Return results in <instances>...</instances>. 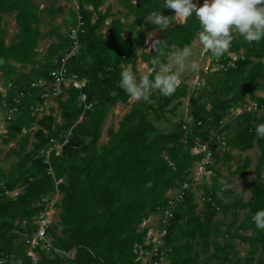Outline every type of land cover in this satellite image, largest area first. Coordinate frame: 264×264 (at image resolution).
Wrapping results in <instances>:
<instances>
[{
	"label": "trees",
	"instance_id": "1",
	"mask_svg": "<svg viewBox=\"0 0 264 264\" xmlns=\"http://www.w3.org/2000/svg\"><path fill=\"white\" fill-rule=\"evenodd\" d=\"M79 12L85 22V32L79 37V49L71 59L72 72L88 80L84 89L90 110H85L79 101L81 92L70 88L55 98L62 122L58 123L53 116L38 121L35 108L45 102L40 88L31 89V84L39 79H49L51 70L56 68L57 61L69 54L72 43L60 27L43 33L37 22V7L33 0H0V24L3 16L16 13L18 33L10 45H6L0 29V76L5 82H13L19 89H26L28 95L20 101L18 113L8 126V138L5 143L16 139L23 130L32 129L36 122L43 129L35 134L37 142L29 153L24 147L30 135L23 138L20 149L14 152L18 162L13 165L9 177H5L0 169V179L5 182L6 190L21 192L16 196H6L0 191V258L11 264L19 257L14 250V242L24 234L35 232V227H26L43 210L42 199L58 190L62 194L59 205L61 234L50 231L55 247L65 256H46L39 250L38 264H136L135 246L143 244L146 230L140 225L156 213L158 208L167 205V193L178 188L191 175L194 164L202 160V156L194 155L192 149L197 139L203 141L210 137L220 140L221 135L230 127L225 117L231 109L249 99L263 102L255 93L264 83V40L249 44L242 37L234 42L232 50H246V59L237 63L236 69L214 73L215 83L211 86V109L192 95L190 98V116L192 122L189 129L184 130V119L171 132H159L150 118L156 115L157 120L165 119L167 112H174L180 101L188 96L187 86L177 87L170 96H164L163 103L158 106L139 100L119 122V127L108 130V141L101 143L103 128L108 112L118 104L128 105L130 98L119 86L120 73L123 68L131 66L138 72L137 65L141 59L149 69H157L152 64L155 59L166 63L173 49L192 44L201 30L195 16L185 21L182 26L172 23L170 30H164L158 39L165 41L167 47L157 54L138 53L136 37L125 38L128 24L115 18L108 27V33L102 30L110 14L99 11L103 0H78ZM85 5H92L97 19L92 22V12ZM128 14L136 18V25H141L151 11L162 10L163 0H125ZM163 15L170 16L174 10L163 9ZM49 13H51L49 11ZM55 17L61 14L57 9L51 13ZM77 12L72 10L65 23L76 25ZM171 20V18H170ZM64 23V24H65ZM55 37L47 49L46 62L38 60L41 42ZM258 44V46H256ZM252 57L258 62L254 63ZM11 62L22 67H31L28 73L21 72ZM155 73L153 72L152 75ZM241 80L246 81V89L238 96L230 95L238 88ZM16 93L10 97V105H15ZM178 102L171 110L169 107ZM2 97L0 96V106ZM257 118V113L245 112L236 116L234 135L225 142V148L232 147L246 152L257 143L260 156L257 164V180L253 183V199L248 203L238 201L234 211V221L226 232L219 228L215 221L221 209H229L225 201L230 188L222 191L223 186L216 178L211 184L205 182L202 189L212 201L204 203V208L197 212L195 194L189 191L184 202L175 210V218L166 238L170 264H251L254 257L260 254L257 264H264V230H258L252 220L254 214L264 209V183L261 182L264 167V135L258 136L256 127L264 124V113ZM199 123H201L199 125ZM257 123V125H255ZM53 140L63 144L59 155L51 156L53 174H49V166L44 164L43 157L38 154L46 151ZM215 148V143H213ZM216 153V150H215ZM226 153V152H225ZM227 158H232L228 153ZM38 156V157H37ZM216 158V155H215ZM251 159L247 158L234 173L245 174ZM219 208V210H218ZM247 209L248 213L241 224V229L251 231L245 235L231 230L236 223L239 212ZM223 235L224 242L215 241L211 246V238ZM237 238L249 245L252 255L246 260L239 258L235 246L226 240ZM200 246L204 254H210L201 260ZM22 264H34L31 257L24 255Z\"/></svg>",
	"mask_w": 264,
	"mask_h": 264
},
{
	"label": "rangeland",
	"instance_id": "2",
	"mask_svg": "<svg viewBox=\"0 0 264 264\" xmlns=\"http://www.w3.org/2000/svg\"><path fill=\"white\" fill-rule=\"evenodd\" d=\"M138 1V0H137ZM137 3V2H136ZM134 3V4H136ZM194 3H197L199 6L203 5V0H194ZM34 6L37 7V16L39 17V21L37 22V27L40 28V30L43 33H48L52 28L60 27L61 32L64 34H67L70 30L72 25V22L65 23V19L67 17L71 16V12L74 9H77L79 7L78 0H33ZM85 8L92 12V22H95L97 19V14L94 12L92 5H85ZM57 9L61 10V14L58 16H54L51 13H54ZM49 11L51 13H49ZM102 14H105L106 12H109L110 16L109 19L106 22L105 27L103 28V33H108V27L111 24V21L115 18L121 19L124 23L128 24V28L125 30V38H129L131 36L136 37L135 43L138 45V53L141 55L143 52L150 53L147 51L149 48V44L146 43V40L148 39L147 33L148 32H156L155 26L151 25L148 20L146 19L143 24L136 25L137 20L133 16H126L128 14V11L126 9L125 0H103V5L99 9ZM175 15V12H173L170 16ZM171 22L174 23L176 26H182L184 24H180L179 22H175L174 18H171ZM65 23V24H64ZM0 29L3 32L4 40L6 45H10L12 41L15 40V36L18 33V26L16 22V13L12 14H6L3 16V20L0 24ZM164 30H161L159 32H156L153 39H158L162 32ZM241 36L238 33L232 34V42L230 45V48L228 52L224 53L220 57L213 56L211 52L205 51L203 46L201 45L198 35L194 38L191 47L193 50V56L191 57V61H195L199 67L196 70L191 69L190 67H187L185 71L182 73L181 76V83L178 87L187 86L188 88V96L186 98H183L180 102V105L175 109L174 112H167L164 116L165 119H161L160 121L157 120L156 115H151V119L154 122L155 126L157 127L159 132H171L176 126L180 125V122L182 119H185L188 115H190V98L193 95L200 104L205 105L206 108L211 109V101H212V95L210 92L211 86L215 83L213 79L214 73L211 71L214 70L215 64H218V62L221 61H229L230 56L236 55L238 52L233 51L232 44L234 42H239V39ZM241 42L245 40H240ZM56 42L55 37L47 38L43 42H41L38 51L41 53V55L38 57V60H41L42 63H45V57L47 54L48 47L53 43ZM258 46V44L256 45ZM176 50L175 48L173 51ZM247 54V51L244 50ZM252 60L254 63L258 62V59L256 57H252ZM214 63V64H213ZM13 66H16L21 72L28 73L31 69V67H22L20 64H17L15 62H11ZM212 65V66H211ZM211 66V67H210ZM209 68H211L209 70ZM237 68V67H236ZM235 68V69H236ZM138 72H147L149 70V67L146 63H144L141 59L138 62L137 65ZM217 73V72H216ZM0 81H4V78L2 75L0 76ZM246 89V81L241 80L238 84V88L230 95V98L233 96H238L241 91ZM152 96H154V100L152 104L158 106L160 103H163L164 96L159 93L158 90H154L152 93ZM257 96H264V83L261 84V89L259 91H256L255 93ZM246 98H249V95H246ZM139 100H133L130 99L129 104H118L115 108L111 109L106 117L104 128H103V135L101 138V143L104 144L108 141V130L109 128L113 127L115 130L119 127V122L122 120V118L129 112L132 105ZM178 104V102H174L169 109L175 107V105ZM40 111L38 113L37 120L42 121L43 118L47 116H53L55 120H57L58 123H61V117L58 110V104L55 99L51 97L45 98V102L42 106H40ZM232 110V109H231ZM8 112L5 110H2L0 108V169L3 172L5 177H9L10 173L12 171L13 165L18 162V157L14 152H18L20 149V144L23 140V138L28 137L30 135V139L28 141V144L24 147L25 153H29L33 150L34 144L37 142V139L35 138V134L43 129V125L41 123L36 122L32 129L29 130H23V132L13 140H10L8 143H5V139L8 138V135H5L4 130V122L5 117H7ZM36 114V111L34 112ZM263 115L258 114L257 118H261ZM225 121L229 124V128L221 135L220 140H214L212 138L213 143H215V150H216V160H215V166L213 167L214 175L211 177V181L213 182L214 178L220 181H225L227 184L230 185V193L228 194V198L225 201V206L229 205V209H221V211L218 213L215 221L219 224L220 230L223 232H226L228 227L233 223L234 221V211L235 206L238 201H241L242 203H248L253 199V183L257 180V164H258V158L260 156V150L255 143V146L246 151L242 152L238 149L228 147L225 148V142H227L229 139L232 138L234 135V128L236 126V117L231 113H228V115L225 117ZM257 125V123H255ZM9 126V124H8ZM7 126V127H8ZM61 148V147H60ZM49 148L39 153V158L44 157L49 153ZM61 153V149L59 150ZM232 158L230 161L227 158V154ZM37 156V157H38ZM249 158L251 159V164L249 168L245 171V174L240 175L238 173H234L238 166L243 165L244 161ZM2 180V179H0ZM3 181V180H2ZM63 182V180H60ZM211 182V183H212ZM261 182L264 183V167L261 177ZM222 185V184H221ZM223 186V185H222ZM21 190L17 189L15 193H20ZM203 190L193 188V193L195 194V202L198 205L197 212H200L204 208L203 200L201 199V194ZM54 193L48 195L45 197V199H48L53 195ZM58 205L56 208H54L53 212L48 217V221L50 224V229L48 231L47 236V243L45 244H39L37 247V250L34 249L35 253L34 257L35 259H32L34 264H38L39 261V250H43L49 258H54L57 254L65 256L63 252L59 251L55 245L53 238L49 235L50 231L53 229L55 230V233L57 235L61 234L62 227L60 226V213L61 208L59 207L61 200H62V194L59 193L58 196ZM248 213L247 209H242L239 212V217L234 224L231 235H234L236 231H240V233H243L245 235H251V231H245L241 229V224L245 220V217ZM40 215V214H39ZM43 215V213H42ZM36 221V218L31 223H27L26 227H35V232L33 234L29 233L24 234L23 237L20 239H17L14 242V250L18 254L19 257H16V260L13 261L11 264H22V261L24 259V255H27L30 257L32 254V245L28 243V240H31L37 233L36 231L38 228L34 225V222ZM157 220H155L154 225H156ZM153 225V224H152ZM215 241L218 242H224L223 235H220L218 237H212L210 240L211 246ZM225 241H230L238 251V256L241 259L246 260L247 258H250L252 255L250 254L249 245L243 244L239 239L232 238L230 239L229 236H226ZM41 245V246H40ZM195 250L200 251V257L201 260L207 259L210 254H204L201 250L200 246H196ZM260 258V254L255 255L254 261L251 264H257L258 260ZM212 264H215V261L211 262Z\"/></svg>",
	"mask_w": 264,
	"mask_h": 264
},
{
	"label": "built area",
	"instance_id": "3",
	"mask_svg": "<svg viewBox=\"0 0 264 264\" xmlns=\"http://www.w3.org/2000/svg\"><path fill=\"white\" fill-rule=\"evenodd\" d=\"M77 12L78 19L76 25L70 28L67 35L72 43V49L69 54L61 57L57 63L56 68L51 70L49 79H39L36 82L31 84V89L40 88L43 92V98L48 96L55 99L63 94L64 91L74 88L81 92L79 101L84 105L85 110H90L92 104L88 103L87 94L84 92V89L88 85V80L81 78L78 74L72 72L70 61L77 54L79 49V37L82 33L85 32L84 26L85 22L82 15L79 12V7L74 9ZM246 59V53L244 50L239 51L236 55L230 56L229 61L223 60L215 64V67L212 73L216 72H227L231 69L237 67V63L241 60ZM214 64V63H213ZM212 66V65H211ZM210 66V67H211ZM211 68H209L210 70ZM1 80V79H0ZM16 93L15 105H10V97L12 93ZM28 95L26 89H18L13 82H2L0 81V96L2 97V102L0 108L8 112V116L5 117L4 122V132L5 135L8 133V124L16 117L18 113V106L20 101ZM264 100V96H259ZM40 106L35 108L36 112L40 111ZM245 112L264 113V101L259 102L256 100L245 99V102L239 104L231 110V113L236 117ZM192 117L188 115L184 119L183 129L188 130L189 124L192 122ZM226 122V121H225ZM201 123H199L200 125ZM2 135V133L0 134ZM63 144H57L53 140L50 142L49 153L43 157L44 164L49 166V174H53L51 168V156L53 154L59 155V150L63 148ZM61 147V148H60ZM194 155L202 156V160L194 164V167L191 170V175L187 180L182 182L178 188L172 189L167 193L168 202L167 205L161 208H158L156 213L149 215L142 224L140 225L141 230H146V238L143 244H138L135 246L134 253L136 255L135 263L136 264H170L168 256V247L166 244V238L169 234V228L172 221L175 218V210L178 205L184 202L186 195L189 191H193V188L202 189V185L207 182L211 184V177L214 175L213 167L215 166V150L213 148V141L210 137L208 140L197 139L194 142L192 149ZM61 181L57 182L56 191L54 196H58L60 193L58 190V185ZM201 194V199L203 202L212 201L211 197L205 195L204 189ZM0 191H4L6 196H16L19 193L15 191L6 190L5 182L0 180ZM50 197L42 199V205L44 210L36 217L34 225L38 228L37 233L31 240H28V243L32 245V251L30 257L35 259L34 254L35 250L39 244L47 243L48 231L50 229V224L48 217L53 212L54 208L58 205V197ZM219 210V208H218ZM43 213V215H42ZM155 220L157 224L154 225ZM153 224V225H152ZM41 246V245H40ZM7 260L0 258V264H7Z\"/></svg>",
	"mask_w": 264,
	"mask_h": 264
},
{
	"label": "clouds",
	"instance_id": "4",
	"mask_svg": "<svg viewBox=\"0 0 264 264\" xmlns=\"http://www.w3.org/2000/svg\"><path fill=\"white\" fill-rule=\"evenodd\" d=\"M163 9L174 10L175 15L165 16ZM162 10L151 11L147 15L148 22L155 26L156 32L170 30V18L184 24L195 16L201 28L198 33L201 45L216 57L228 52L233 33H238L249 44L264 40V0H203L202 6L194 3V0H163ZM156 32L147 33V51L155 50L160 54L167 45L164 39H153ZM192 56V47L184 45L172 51L166 63L153 59L152 64H158V70L149 69L147 72L137 73L131 66L123 68L119 86L133 100L150 102L154 90H158L163 96H170L181 83L182 73L187 67L198 69L199 65L195 61L189 63ZM256 133L258 136L264 135V124L257 125ZM220 183L223 185L222 191L230 188L225 181ZM252 220L258 230H264V209L258 210Z\"/></svg>",
	"mask_w": 264,
	"mask_h": 264
}]
</instances>
